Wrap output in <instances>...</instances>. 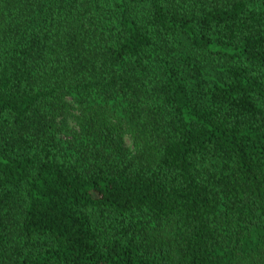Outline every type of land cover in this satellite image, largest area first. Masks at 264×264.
Instances as JSON below:
<instances>
[{
  "label": "trees",
  "instance_id": "16d2710c",
  "mask_svg": "<svg viewBox=\"0 0 264 264\" xmlns=\"http://www.w3.org/2000/svg\"><path fill=\"white\" fill-rule=\"evenodd\" d=\"M0 264H264V0H0Z\"/></svg>",
  "mask_w": 264,
  "mask_h": 264
}]
</instances>
